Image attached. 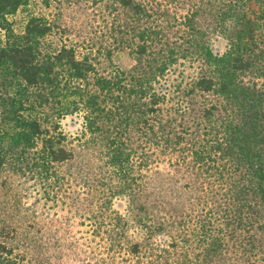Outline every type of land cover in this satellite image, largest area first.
I'll return each instance as SVG.
<instances>
[{
  "label": "trees",
  "instance_id": "16d2710c",
  "mask_svg": "<svg viewBox=\"0 0 264 264\" xmlns=\"http://www.w3.org/2000/svg\"><path fill=\"white\" fill-rule=\"evenodd\" d=\"M57 1L0 0V264H264V0Z\"/></svg>",
  "mask_w": 264,
  "mask_h": 264
},
{
  "label": "rangeland",
  "instance_id": "374dc122",
  "mask_svg": "<svg viewBox=\"0 0 264 264\" xmlns=\"http://www.w3.org/2000/svg\"><path fill=\"white\" fill-rule=\"evenodd\" d=\"M30 1H31V3H30L31 6L29 8V12H35L37 14H39V13L50 14L51 13L52 15H57V16L59 14H63L64 16L69 18V21L72 18L78 20V16L83 20L85 19L84 16L77 15V14L71 12L70 11L71 8L63 10L64 8L67 7V4L62 5V3H59L57 0L51 1L50 2L51 6H49V8H47V9L45 8V5H46L45 1L46 0H30ZM62 1L66 2V3L68 2L67 0H62ZM59 10H61V11H59ZM26 16H27V14L24 12L19 13V19L21 21H23V19H25ZM212 46H213V49L215 51L222 52L225 49L226 42L221 37H212ZM113 61L115 64L122 66V68H124V69H128L129 67H131V64H132L131 59L124 53H116L113 56ZM63 127L68 133H71V134L76 133L80 128L79 119L76 117H74V118L69 117L63 121Z\"/></svg>",
  "mask_w": 264,
  "mask_h": 264
}]
</instances>
